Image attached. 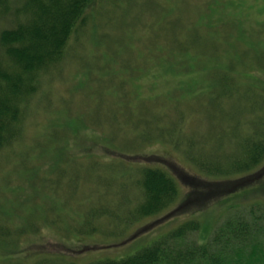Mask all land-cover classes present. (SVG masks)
I'll list each match as a JSON object with an SVG mask.
<instances>
[{
	"label": "rangeland",
	"instance_id": "rangeland-1",
	"mask_svg": "<svg viewBox=\"0 0 264 264\" xmlns=\"http://www.w3.org/2000/svg\"><path fill=\"white\" fill-rule=\"evenodd\" d=\"M85 15L0 152V264L120 259L195 218L204 243L233 209L264 205V160L214 177L190 158L227 166L262 131L264 0H94ZM143 166L176 180L175 203L88 229L90 208L134 211Z\"/></svg>",
	"mask_w": 264,
	"mask_h": 264
},
{
	"label": "trees",
	"instance_id": "trees-1",
	"mask_svg": "<svg viewBox=\"0 0 264 264\" xmlns=\"http://www.w3.org/2000/svg\"><path fill=\"white\" fill-rule=\"evenodd\" d=\"M93 1L0 0V152L14 147L20 139L42 75L63 61L70 39L87 25L85 11ZM230 90L236 93L233 87ZM262 121V131L244 138L227 166L219 160L190 158L214 177L250 173L264 160V118ZM172 141L180 147V139ZM137 173L142 198L134 211L127 210L121 218L108 206L90 208L88 229L93 228L92 222L106 217L129 225L175 203L179 187L167 171L143 166ZM3 229L0 226V239L5 241L9 232ZM201 230L200 220H186L134 254L89 264H264L263 204L233 209L216 221L204 243L200 242Z\"/></svg>",
	"mask_w": 264,
	"mask_h": 264
}]
</instances>
